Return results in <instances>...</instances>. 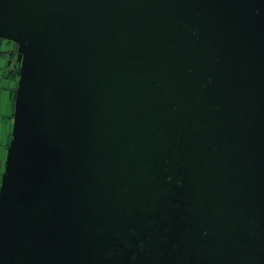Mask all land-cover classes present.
Returning a JSON list of instances; mask_svg holds the SVG:
<instances>
[{
	"label": "water",
	"instance_id": "1",
	"mask_svg": "<svg viewBox=\"0 0 264 264\" xmlns=\"http://www.w3.org/2000/svg\"><path fill=\"white\" fill-rule=\"evenodd\" d=\"M0 39V264H264V0H0Z\"/></svg>",
	"mask_w": 264,
	"mask_h": 264
},
{
	"label": "flooded vegetation",
	"instance_id": "2",
	"mask_svg": "<svg viewBox=\"0 0 264 264\" xmlns=\"http://www.w3.org/2000/svg\"><path fill=\"white\" fill-rule=\"evenodd\" d=\"M16 52L15 44L0 39V89L8 92L12 101L16 90L15 76L12 71Z\"/></svg>",
	"mask_w": 264,
	"mask_h": 264
},
{
	"label": "crops",
	"instance_id": "3",
	"mask_svg": "<svg viewBox=\"0 0 264 264\" xmlns=\"http://www.w3.org/2000/svg\"><path fill=\"white\" fill-rule=\"evenodd\" d=\"M6 91L0 89V176L4 170L6 147L9 142L10 133V119L13 110L12 97L9 95V99L4 98Z\"/></svg>",
	"mask_w": 264,
	"mask_h": 264
},
{
	"label": "rangeland",
	"instance_id": "4",
	"mask_svg": "<svg viewBox=\"0 0 264 264\" xmlns=\"http://www.w3.org/2000/svg\"><path fill=\"white\" fill-rule=\"evenodd\" d=\"M3 95H4V98H6L7 100L9 99V95H10L9 93L8 94L4 93Z\"/></svg>",
	"mask_w": 264,
	"mask_h": 264
}]
</instances>
